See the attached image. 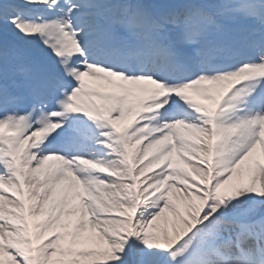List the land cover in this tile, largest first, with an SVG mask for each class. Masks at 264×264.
<instances>
[{
	"label": "snow or ice",
	"instance_id": "snow-or-ice-1",
	"mask_svg": "<svg viewBox=\"0 0 264 264\" xmlns=\"http://www.w3.org/2000/svg\"><path fill=\"white\" fill-rule=\"evenodd\" d=\"M0 264H264V0H0Z\"/></svg>",
	"mask_w": 264,
	"mask_h": 264
}]
</instances>
